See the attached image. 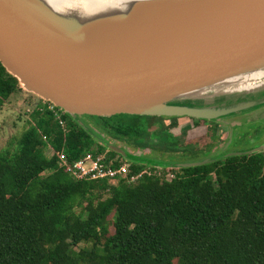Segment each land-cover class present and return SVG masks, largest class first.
Returning <instances> with one entry per match:
<instances>
[{
	"label": "trees",
	"instance_id": "trees-1",
	"mask_svg": "<svg viewBox=\"0 0 264 264\" xmlns=\"http://www.w3.org/2000/svg\"><path fill=\"white\" fill-rule=\"evenodd\" d=\"M21 90L0 63V110ZM86 116L95 119L90 131L67 113L62 127L46 103H36L15 149L0 151V264H264L262 150H226L203 165L174 167L169 181L75 180L60 157L104 152L108 138L139 157L129 160L133 172L147 162L207 157L217 140L216 123L207 125L212 142L203 149L197 138L205 133L181 141L152 129L164 116ZM185 118L195 127L208 122ZM145 148L152 153L135 152Z\"/></svg>",
	"mask_w": 264,
	"mask_h": 264
},
{
	"label": "water",
	"instance_id": "water-1",
	"mask_svg": "<svg viewBox=\"0 0 264 264\" xmlns=\"http://www.w3.org/2000/svg\"><path fill=\"white\" fill-rule=\"evenodd\" d=\"M136 5L135 14L83 17L56 14L39 0H0V63L26 91L88 131L81 115L217 121L264 105V82L247 90L197 94L264 69V0ZM89 22L91 30L84 27ZM104 144L122 157L139 159L120 145ZM263 149L264 144L254 145L227 155ZM211 157L167 166H199Z\"/></svg>",
	"mask_w": 264,
	"mask_h": 264
},
{
	"label": "rangeland",
	"instance_id": "rangeland-1",
	"mask_svg": "<svg viewBox=\"0 0 264 264\" xmlns=\"http://www.w3.org/2000/svg\"><path fill=\"white\" fill-rule=\"evenodd\" d=\"M42 100L39 96L26 91L22 87L21 91L12 94L5 101L0 110V151L5 148L15 149L20 136L29 125V113L32 107L36 103H42L43 105ZM239 115L240 113H237V115L224 117L217 121H208L198 127H195L192 120H188L185 116L183 118H168L164 116L160 119V128L153 126L152 129H159L163 136L171 133L176 140L181 141H195L192 139L193 137H200L205 133L206 136L197 138V144L198 147L206 149V146L209 147L208 144L212 142L206 127L210 123H216L217 140H215V145L211 146L209 150L210 155L216 156L224 153L228 149L235 148V145L243 146L246 140L249 137H253L254 134H258V131L264 132V117H258L259 115L253 114L251 111H243V114ZM80 117L86 125L93 126L92 124L95 122L94 118L86 115H81ZM252 117H254L253 120H251ZM197 130H199V133ZM236 138H238L237 141H234ZM108 141L109 143L123 146L116 139L108 138ZM135 152L140 155L152 153L149 148ZM46 154L49 155L48 150H46Z\"/></svg>",
	"mask_w": 264,
	"mask_h": 264
},
{
	"label": "built area",
	"instance_id": "built-area-1",
	"mask_svg": "<svg viewBox=\"0 0 264 264\" xmlns=\"http://www.w3.org/2000/svg\"><path fill=\"white\" fill-rule=\"evenodd\" d=\"M42 101L46 103L58 123L64 127L65 119L63 118V113L65 112L47 100L43 99ZM262 151L264 155V149ZM59 162L64 167L65 172L75 180L123 179L126 182L133 183L145 176H156L165 181H169L174 177L172 170L174 167H164L157 164L144 165L140 170L133 172L129 159L117 153L110 155L108 149L101 153L85 151L72 161H68L61 156ZM262 174H264V166Z\"/></svg>",
	"mask_w": 264,
	"mask_h": 264
},
{
	"label": "bare ground",
	"instance_id": "bare-ground-1",
	"mask_svg": "<svg viewBox=\"0 0 264 264\" xmlns=\"http://www.w3.org/2000/svg\"><path fill=\"white\" fill-rule=\"evenodd\" d=\"M44 6L52 12L60 15L68 13H76L79 16L88 17L90 15L105 14L111 16L117 13L135 14L138 1L143 0H39ZM88 30L94 28L92 22L84 25ZM264 82V69L248 72L237 77L227 79L219 86L209 87L208 90H199L200 93L227 92L233 89L247 90Z\"/></svg>",
	"mask_w": 264,
	"mask_h": 264
},
{
	"label": "flooded vegetation",
	"instance_id": "flooded-vegetation-1",
	"mask_svg": "<svg viewBox=\"0 0 264 264\" xmlns=\"http://www.w3.org/2000/svg\"><path fill=\"white\" fill-rule=\"evenodd\" d=\"M262 91H264V88L262 89ZM261 106V105H260ZM254 113L256 114V115H259L258 117H264V105H262L261 107H257V108H255L254 110ZM251 113H252V111H251ZM253 113V114H254ZM183 117V116H182ZM253 118L254 117H252V119L251 120H253ZM250 120V121H251ZM248 122H249V120H247ZM259 133L258 134H254V136L253 137H249L247 140H246V142H248V143H250V144H253V145H260V144H264V132H260V131H258ZM239 138V137H238ZM238 138H236L234 141H237V139ZM245 142V143H246ZM235 144V143H234ZM242 148V146L240 147L239 145L237 146V145H235V148H233V149H228V150H230V151H232V150H234V151H238V150H240Z\"/></svg>",
	"mask_w": 264,
	"mask_h": 264
}]
</instances>
